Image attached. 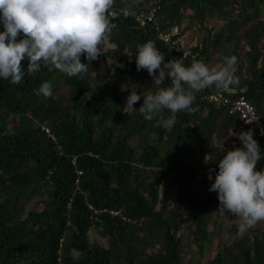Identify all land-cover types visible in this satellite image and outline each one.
Wrapping results in <instances>:
<instances>
[{
    "label": "trees",
    "instance_id": "16d2710c",
    "mask_svg": "<svg viewBox=\"0 0 264 264\" xmlns=\"http://www.w3.org/2000/svg\"><path fill=\"white\" fill-rule=\"evenodd\" d=\"M132 4L115 0L114 8ZM152 7L153 21L139 25L137 14ZM221 13L228 15L224 22L205 27L208 16ZM184 18L206 30L186 53L171 33ZM112 23L117 27L105 46L113 59L106 53L92 61L83 79L43 65L19 84L0 79V264H264V221L241 232L240 219L231 213L221 223L210 217L214 204L218 214L217 193L208 190L218 162L226 150L241 147L230 135L249 130L236 112H228V103L208 99L209 93L227 94L215 87L198 93V110L179 112L175 125L165 129L168 110L147 121L138 110L141 100L125 112L131 88L121 90L134 84L142 97L156 90L147 70L137 71L135 64L137 45L149 40L166 60L183 59L186 66L202 59L213 67L235 55L234 88H244L264 125V0H143L131 16L121 14ZM81 61L88 63L84 56ZM21 63L27 72L29 61ZM46 81L54 91L48 99L34 92ZM180 215L188 218L185 234L193 249L179 237L185 230ZM92 227L106 245L89 241ZM219 227L221 237L207 255ZM72 249L83 257L73 260Z\"/></svg>",
    "mask_w": 264,
    "mask_h": 264
},
{
    "label": "clouds",
    "instance_id": "9594fccd",
    "mask_svg": "<svg viewBox=\"0 0 264 264\" xmlns=\"http://www.w3.org/2000/svg\"><path fill=\"white\" fill-rule=\"evenodd\" d=\"M142 2L133 0L132 5L117 11L115 0H0V24L3 25L0 79L19 84L26 73H36L42 65L49 71L58 70L68 77L83 79L91 62L108 53L105 40L117 27L112 21L121 14L125 18L131 16L134 6ZM137 50L136 70H147L156 90L142 97L134 84L132 87L122 85V91L131 88L124 111L136 110L134 105L142 100L139 113L151 121L166 109L170 115L162 121L165 129L175 125L179 112L191 114L198 110L193 107L198 93L210 87L229 92L239 84L235 55L224 57L223 63L213 67L202 59H194L186 66L183 59L166 60L152 40L138 44ZM82 56L88 63H82ZM25 59L29 61L27 72L21 63ZM116 67L124 65L117 63ZM112 71L115 72V68ZM165 81H170V86H164ZM34 92L45 99L51 98L53 84L43 82ZM258 119V116L251 117L245 122H258ZM261 132L264 133V128ZM254 135L253 129L231 133L230 136L241 142V147L226 150L208 189L217 193L221 215L231 213L240 219L241 232L245 227L264 221V169L257 170L264 151ZM208 179H213L211 170ZM70 254L73 260L84 255L77 249H72Z\"/></svg>",
    "mask_w": 264,
    "mask_h": 264
},
{
    "label": "rangeland",
    "instance_id": "374dc122",
    "mask_svg": "<svg viewBox=\"0 0 264 264\" xmlns=\"http://www.w3.org/2000/svg\"><path fill=\"white\" fill-rule=\"evenodd\" d=\"M227 18H228V15L227 14H224V13L217 14V15H212V16H208L205 19L204 24H205V27L206 26H213V27L214 26H218L222 22H224ZM181 28H183V30H181ZM171 33H177L178 34V38L175 41L179 44L180 47H182L183 52L186 53V51L188 50V47L190 45H193L195 42H197V41L205 38L206 30H205V28H202L201 29V26H199V22L192 23V22H190V20H188V18H184V19L181 20V22H180V24H179L178 27H174L172 29V32ZM165 36L168 37L167 34H165ZM226 44L227 43H225L224 45H226ZM217 53L218 52H215L212 56L214 58H216L217 57ZM114 54H115L114 52L107 53L106 54V56L108 58V61H111L113 59L112 56ZM206 64L209 65V62L206 63ZM216 64H218V62ZM62 89H63L62 86H60L57 89L56 96H57V94H59V92ZM13 123H14L13 121H10L8 123V125H11ZM131 144L133 145L134 144V141H132ZM175 198H176V187L173 186L170 189V204L171 205L174 203ZM214 206H215V204H214ZM214 206H210V208H209L211 210L210 212L212 213V215L210 217H211V219H213L216 216L217 222L218 223H221V222H223V215H221L220 212H218V214L215 215L213 213V211H212V210H214ZM171 208L172 207H170L169 209H171ZM178 218H179V221L181 223V226L185 227V230L181 234H179V237L183 240L182 241L183 244L186 247H188V249H190V248L193 249L194 245H193L192 239L188 238L186 236V234H185L187 232L186 224L188 222V218L185 215L184 216L183 215L182 216L180 215ZM220 227L218 228V232H219L218 234L219 235L216 234V235L213 236L212 243L208 245L207 251H206L207 253L205 252V254L211 255L213 253V251L215 250V245L218 242V237H221V229H220ZM208 229H211L210 226L208 227ZM87 237H88V239H89L90 242L97 241L98 243L103 244V245H106V243H107V241L105 240V238H103L99 234V232L96 230L95 227H92V228L89 229L88 234H87ZM189 253H190V251L189 252L186 251V253H184L183 257L185 259H189L190 258Z\"/></svg>",
    "mask_w": 264,
    "mask_h": 264
},
{
    "label": "built area",
    "instance_id": "2783aa9c",
    "mask_svg": "<svg viewBox=\"0 0 264 264\" xmlns=\"http://www.w3.org/2000/svg\"><path fill=\"white\" fill-rule=\"evenodd\" d=\"M136 19L139 22V25L143 26L146 24V22L153 21L154 19V8L150 9L146 13L140 12L137 14ZM164 40L167 39V37L163 34L159 35ZM244 88H233L229 92H225L227 96H225L224 93L218 91L214 93L208 94V99L211 101L216 102L217 104H225L228 103V112H236L238 115L239 120L248 128L256 130V133L258 136H260L264 140V133L261 132V128H264V125L262 123V119L260 115L257 113L253 105L245 98L243 95ZM230 98H229V97ZM258 116V122L253 123H246L245 120L251 119V117H257Z\"/></svg>",
    "mask_w": 264,
    "mask_h": 264
}]
</instances>
